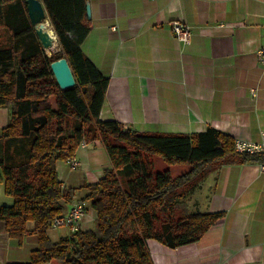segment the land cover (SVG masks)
<instances>
[{
  "label": "trees",
  "instance_id": "obj_1",
  "mask_svg": "<svg viewBox=\"0 0 264 264\" xmlns=\"http://www.w3.org/2000/svg\"><path fill=\"white\" fill-rule=\"evenodd\" d=\"M12 1L0 0V30L8 27L16 43L23 36L37 38L30 21H11L19 19L13 6L14 14H4ZM41 1L59 50L39 60L44 52L38 40L12 63V48H0V108L9 114L0 130V184L12 198L10 205H0V232L19 245L30 234L38 238L27 261L8 264H153L148 240L168 248L198 241L224 213L190 211L188 193L225 162L264 163V156L234 152L233 139L211 127L192 134L142 133L101 120L108 78L80 48L89 30L87 0ZM22 5L27 11L24 0ZM60 58L70 66L73 88L61 90L55 82L50 63ZM95 140L110 161L96 183L83 187L95 227L52 243L51 222L66 212L77 191L62 186L56 164L75 156L81 142ZM146 157L160 159L166 168L151 170ZM176 165L188 169L173 176L169 167Z\"/></svg>",
  "mask_w": 264,
  "mask_h": 264
},
{
  "label": "crops",
  "instance_id": "obj_2",
  "mask_svg": "<svg viewBox=\"0 0 264 264\" xmlns=\"http://www.w3.org/2000/svg\"><path fill=\"white\" fill-rule=\"evenodd\" d=\"M87 3L89 30L80 48L108 78L101 120L142 133L192 134L211 127L233 141H259L264 131V66L257 52L264 47V0ZM173 23L190 29L188 42L176 38ZM8 118V109L0 108V130ZM75 156V169L66 161L56 164L62 186L77 189L74 200L84 197L83 187L96 183L110 167L100 140L78 148ZM0 191L1 204H11L2 186ZM192 198L193 208L186 201L190 211L223 212V219L198 241L180 247L148 240L153 264H264V173L258 163L217 166ZM95 217L87 210L81 230L93 229ZM27 226L33 230V223ZM70 235L66 227L47 232L52 243ZM37 247L35 234L19 245L0 232V264L27 261Z\"/></svg>",
  "mask_w": 264,
  "mask_h": 264
},
{
  "label": "rangeland",
  "instance_id": "obj_3",
  "mask_svg": "<svg viewBox=\"0 0 264 264\" xmlns=\"http://www.w3.org/2000/svg\"><path fill=\"white\" fill-rule=\"evenodd\" d=\"M41 1V0H40ZM22 2H23V0H15V1H12V2H10V3H7V4H5L4 5V14H14V12H15V14L16 15H18L17 14V11L19 12V19H13V20H11V21H14V22H17V21H20V22H23V21H26V20H28L29 21V17H28V14H27V11H25L24 10V7H23V5H22ZM9 6H13V8H14V12L9 8ZM46 11V10H45ZM46 15H47V12H46ZM47 18H48V15H47ZM7 21H10V18L9 17H7ZM174 25H175V23H173V25H172V31H173V33H174V35L176 36V38H178L177 37V35H176V33L174 32ZM181 27H182V29H185V28H187V26H185V25H183V24H181L180 25ZM49 29H52L51 28V26H50V24H49ZM9 30V31H8ZM190 38V37H189ZM189 40V39H188ZM38 39L37 38H29V39H27L25 36H23V37H21L20 39H19V41L16 43L14 40H13V34H12V31H10V29L8 28V27H4V29H1L0 30V48H2V49H4V48H12V50H13V57H12V63H17V62H19V60H20V56H21V54H24V53H26L27 52V50H29V48L31 47V46H35V44H37L38 42ZM55 41H57V38H56V40ZM57 44H58V41L56 42ZM12 46H15L16 47V49L15 48H13ZM58 46V48H59V44L57 45ZM36 47V46H35ZM43 48V47H42ZM57 49V48H56ZM56 49H54V50H45V49H43V52L44 53H39L38 54V58H39V60H41L43 57H44V55H46L47 57H52L53 56V53H55V52H57V50ZM258 56V55H257ZM259 57V56H258ZM50 102H51V105L55 108V100H54V98H50ZM85 142V141H84ZM86 143V142H85ZM87 144V143H86ZM145 161H146V163L148 164V166H149V168L151 169V170H162V169H164V168H166V166H162L161 165V161H157V159H155L154 157H146L145 158ZM170 168V171H171V174L173 175V176H176V175H178V174H180V173H183L184 171H186L187 169H188V167H187V165H176V166H173V167H169ZM203 181H204V179L202 180V181H200L197 185L199 186L200 184H202L203 183ZM195 182H197V180L196 181H194V183ZM197 185H195V187L188 193V195H187V198H186V200L185 201H188V200H190V207L191 208H193V204L195 203V202H193V200L194 199H196V198H192V200H191V195L194 193V191L197 189ZM1 184H0V188H1ZM80 191H78L77 192V195L78 196H80ZM5 195V194H4ZM3 195H1V191H0V197H2ZM6 196V195H5ZM6 197H8V198H10L11 199V202H12V198L11 197H9V196H6ZM3 198H5V197H3ZM76 201H83V202H85V204H86V206H85V215H86V213H87V210H89V209H91L90 208V206H89V203L88 202H86V201H84L83 200V197H81L80 199H75L70 205H69V207L73 204V203H75ZM193 202V203H192ZM0 205H10V204H1V202H0ZM69 207H68V209H69ZM67 209V210H68ZM192 210H194V209H192ZM67 212V211H66ZM64 214V213H63ZM62 214V215H63ZM84 215V216H85ZM61 216V215H60ZM84 219V218H83ZM83 221V220H82ZM51 224H52V222H51ZM50 229H53L52 228V226H50ZM49 229V230H50ZM80 230H81V228H80ZM79 230V231H80ZM48 232V231H47ZM49 239V238H48ZM50 240V239H49Z\"/></svg>",
  "mask_w": 264,
  "mask_h": 264
},
{
  "label": "built area",
  "instance_id": "obj_4",
  "mask_svg": "<svg viewBox=\"0 0 264 264\" xmlns=\"http://www.w3.org/2000/svg\"><path fill=\"white\" fill-rule=\"evenodd\" d=\"M180 25V23H175L174 32L176 33L178 39L188 42L190 29L188 27L182 29ZM257 55L259 56V62L264 66V47L259 49ZM85 145L86 143L83 141L79 146L84 147ZM234 152L238 154H259L264 156V131L261 132L260 139L257 142L235 140ZM66 162L70 168H73L76 164L79 165L76 157L68 158ZM258 168L261 173H264V163H258ZM85 206V202L76 201L63 215L53 218L51 224L52 228L66 227L69 229L70 234L78 232L81 228L82 220L85 215Z\"/></svg>",
  "mask_w": 264,
  "mask_h": 264
},
{
  "label": "water",
  "instance_id": "obj_5",
  "mask_svg": "<svg viewBox=\"0 0 264 264\" xmlns=\"http://www.w3.org/2000/svg\"><path fill=\"white\" fill-rule=\"evenodd\" d=\"M29 20L34 28L35 34L43 49L53 47L56 39L46 29L47 15L40 0H24ZM86 16L90 17V5L86 2ZM50 69L55 82L61 90L73 88L75 85L74 76L65 58L57 59L50 63Z\"/></svg>",
  "mask_w": 264,
  "mask_h": 264
},
{
  "label": "bare ground",
  "instance_id": "obj_6",
  "mask_svg": "<svg viewBox=\"0 0 264 264\" xmlns=\"http://www.w3.org/2000/svg\"><path fill=\"white\" fill-rule=\"evenodd\" d=\"M42 2V1H41ZM43 4V3H42ZM44 6V5H43ZM45 8V7H44ZM27 9V8H26ZM46 10V9H45ZM30 21V20H29ZM47 22H48V25H47V27H46V29L48 30V32L50 33V34H52V36H54L55 37V39L57 38L56 37V34H55V32H54V30H53V28H52V26H51V24H50V22H49V19L47 18ZM49 24H50V26H51V28L52 29H49ZM57 42V41H56ZM58 44L57 43H55L54 45H53V47H51V48H48V49H46V50H54V49H58L59 50V48H58V46H57ZM56 49V50H57ZM57 50V51H58ZM86 146V145H85ZM78 148H82V147H78ZM72 157H76V156H72ZM69 158H71V157H69ZM76 159H77V157H76ZM78 160V159H77ZM67 161V160H66ZM67 163V162H66ZM79 163V162H78ZM79 165L78 164H76L75 166H73V169H75V168H77Z\"/></svg>",
  "mask_w": 264,
  "mask_h": 264
}]
</instances>
